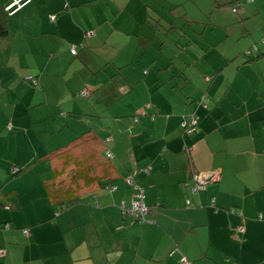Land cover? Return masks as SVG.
<instances>
[{
    "label": "crops",
    "instance_id": "1",
    "mask_svg": "<svg viewBox=\"0 0 264 264\" xmlns=\"http://www.w3.org/2000/svg\"><path fill=\"white\" fill-rule=\"evenodd\" d=\"M67 1L71 7L51 22L63 0H31L7 18L10 35L0 38V264H178L181 255L194 264H264V90L258 88L264 60L248 62L239 53L249 49L255 20L264 32V0H239L245 5L233 20L244 19L242 31L234 36L223 24L218 40L202 48L195 64L207 70L192 76L215 73L208 109L193 104L202 88H180L176 65L163 68L160 58L159 68L147 69L149 54L137 55L143 40L164 28L152 27L156 15L148 7L183 3L177 13L188 15L197 6L210 11L212 0ZM215 43L221 51L210 60L215 52L207 48ZM215 64H226L227 83ZM89 65L105 68L92 73ZM109 80L117 89L98 94L97 83ZM194 109L198 129L187 135L179 123ZM140 111L145 115L132 121ZM77 112L89 114L67 117ZM65 121L78 133L108 137L118 172L108 187L94 186L84 200L55 212L44 186L52 164L41 162L70 138L66 128L54 134ZM15 166L26 170L12 174ZM130 172L142 192L127 185ZM193 172L213 180L196 194L189 187ZM138 191L152 221L144 225L120 209Z\"/></svg>",
    "mask_w": 264,
    "mask_h": 264
},
{
    "label": "trees",
    "instance_id": "2",
    "mask_svg": "<svg viewBox=\"0 0 264 264\" xmlns=\"http://www.w3.org/2000/svg\"><path fill=\"white\" fill-rule=\"evenodd\" d=\"M254 0H246V3L253 2ZM213 5L210 8V11H203L200 10V7L197 6L196 11L200 12V15L202 18L209 17L211 18V14L213 12H218L224 7H228L230 11L235 15L239 16L241 13V10H243V6L245 5V2L239 1V0H228V1H221V0H212ZM29 3H31V0H9V2L1 6L0 5V38H4L8 35H10V32L7 27V18L10 16H13L14 14L18 13L20 10H22L25 6H27ZM11 4H14L13 7H9ZM183 3H175L171 7L170 6H164L163 4L156 3V6H150L148 9L150 10V13H155V19L154 23L152 25H162L164 28L162 30H159V28H156L153 33H151L152 37L141 43L140 53H138L139 59H141L145 52L149 54V57L151 61L147 63V69L149 67H158L160 63V58H166V61L163 68H169L170 64L176 65L175 68L177 69V74L179 78L181 79V87L180 88H193L194 90L197 88L198 90L202 88V92L198 94V98L194 100L193 104L194 107H202L204 109H208L209 103L212 101V97L210 96L209 87L211 85V80L213 77H215V73L209 77H207L204 73L201 74L199 77H197L196 80H194L193 71H201L207 70L208 64L202 63V65H196L195 63L199 62L202 54V48L205 44H207V41L204 42V37H202V40H199L196 36L193 34L188 33H182L180 32L179 35L181 37H185L186 45L180 46L181 43H177L174 40V47L172 45L171 39L168 40L170 37V34L173 31V28L175 29L176 15L178 14L177 8L183 7ZM70 3L67 0H63V9L57 12L55 15L50 16V21L54 22L55 18L57 17V14L63 13L64 11H67L70 8ZM8 8V9H7ZM184 11L188 12L186 10V7L183 8ZM213 10V11H212ZM167 11V12H166ZM212 11V12H211ZM210 12V14H209ZM164 13H168V15L165 17L163 16ZM184 15L186 13L184 12ZM151 17V16H150ZM226 17V16H224ZM176 18V20H175ZM199 18V17H198ZM152 19V20H153ZM186 22L188 23H194L195 19H188L184 16ZM234 19V18H233ZM230 20V23H224L223 21L216 23H213L212 20H210L211 24H215L214 26H218V28H222L223 24H225V27H228L230 24H235L242 22L241 20H244L243 18L240 20L234 21ZM229 22V20H227ZM203 22V21H202ZM201 22V23H202ZM215 22V21H214ZM149 26H152L151 23L148 21ZM154 25L152 27H154ZM180 25H183L181 23ZM220 25V26H219ZM193 25H189L187 28H193ZM149 29V27H148ZM147 29V30H148ZM191 30V29H190ZM183 35H182V34ZM192 33V32H191ZM142 34H140L141 36ZM150 35V36H151ZM142 39V38H141ZM259 42V44L257 42ZM252 41L249 49L241 50L239 53H241V58H246V60L249 62L251 59L253 60H264V33H262L259 40ZM165 42L168 44H171L166 47ZM154 44V45H153ZM179 44V45H178ZM81 47V46H80ZM153 47L154 50H150L149 48ZM208 49V48H207ZM248 50V51H247ZM155 51V52H154ZM171 52V56H169V53ZM71 54L77 55V48L71 49ZM95 56H91V61L95 60ZM177 60V61H176ZM219 65V64H218ZM222 66V65H221ZM95 67H91L89 65V69L92 73L96 72L97 70L103 71L105 66L104 65H98V67L94 70ZM117 68L114 65H112V71ZM143 69V68H142ZM93 70V71H92ZM212 70V69H210ZM219 70H225V72L222 73V76L225 77V83H227L228 76H226V73H230L228 68L221 67ZM218 70V71H219ZM100 73V72H98ZM111 74H113L111 72ZM108 77V76H107ZM111 77V75L109 76ZM112 80V79H111ZM221 82V81H220ZM33 85H36L35 81H32ZM106 88H112L117 89L118 82L117 81H107L105 82H98L97 86L95 87V91L99 92L102 91V89ZM229 88V87H228ZM204 89V90H203ZM230 90V89H229ZM93 91V97L97 96V93ZM106 91V90H105ZM78 95L83 96L84 98H89L90 93L86 90H81L78 92ZM98 97V96H97ZM212 103V102H211ZM92 111H94V105L91 104ZM196 109V108H195ZM192 110L193 112L190 114L188 119H181L180 126L183 129L184 133L187 135H193L197 132L198 129V123H199V115L196 113V110ZM93 115L95 113L91 112ZM144 113V114H143ZM145 111L140 112H134L130 118L134 122H138L139 119L145 115ZM89 112H84L79 115V113H72L67 114V117L70 119L76 118L75 115L83 116L87 115ZM97 115L99 118H104L102 115ZM78 116V117H79ZM81 118V117H80ZM80 118L77 120H80ZM82 119V118H81ZM78 123V122H77ZM185 123V125H183ZM65 125V126H64ZM68 123L66 121L63 123V125H60V128L55 129L54 134L55 137H58L60 135V129H67V134H70V138H68L64 143H62L60 146H55L51 152H49L48 156L46 157L47 160L50 161L52 164V178L45 181L44 186L47 194L48 202L51 206V208L57 212L66 209L70 205L77 204L84 200L85 196L89 192L87 190H91L92 187H108L111 181L115 178L117 175V169L115 168L112 160H111V152L106 146V143L109 142L108 137H104L100 134V132L92 130V129H82L78 133V129L76 127L67 126ZM57 126V125H56ZM64 126V128H63ZM67 126V127H66ZM51 133V130L49 131ZM105 153V154H104ZM26 169L23 167H13L11 169L12 174H19L21 172H24ZM136 172H130L128 175L129 183L127 182V185L131 186V188L138 190L142 192V189L140 186L136 185V182L134 180V174ZM197 175V173L193 172L191 173L192 176V183L189 184V187L191 189V193L196 194L198 190H201L202 187H204L209 183H211L213 180L210 178L206 179L202 187L199 186L196 191H192L191 186L197 185L194 184L195 180L194 177ZM200 175V174H199ZM201 178H203L201 176ZM204 180V178H203ZM111 186V185H110ZM138 191V192H139ZM125 204V207H129L130 203ZM145 204V202H144ZM147 207V212L144 214L142 219H137L134 216H131L129 214H125L126 216L130 217L133 220V223H138L141 225L147 224L152 222L150 218H148V212L149 207L145 204ZM121 208V207H120ZM123 213V212H122ZM124 214V213H123ZM236 230L239 232H242L244 230V227L241 223H239L236 226ZM184 255H181L178 261V264L180 263L181 257ZM191 264H194L189 258L184 256Z\"/></svg>",
    "mask_w": 264,
    "mask_h": 264
},
{
    "label": "rangeland",
    "instance_id": "3",
    "mask_svg": "<svg viewBox=\"0 0 264 264\" xmlns=\"http://www.w3.org/2000/svg\"><path fill=\"white\" fill-rule=\"evenodd\" d=\"M206 3V2H205ZM229 8L226 6V7H224V9H222V10H220V11H216V12H213L212 14H211V18H209V17H205V18H202V16L200 15V12L199 11H194L193 13H190V14H188V15H184V13L183 14H177L176 15V17H177V20H176V18H175V20H176V25H175V29L173 28V31H172V33L170 34V38L168 39V40H170L171 39V42H172V45H173V47L175 46L174 45V40L178 43H181V45L180 46H183V45H186V40L183 38V37H181L180 35H179V33L180 32H182V33H189L190 32V34H194L195 36H196V33H199V35L197 34V38H199V40H202V37H204V42H206L207 41V43L208 44H210L211 42H213V41H217L218 40V35L220 34L221 35V32L222 31H217V30H219L218 29V26H214L215 24H211V22H210V20H212L213 21V23H216L217 21H218V23L219 22H221V21H223L224 23H230V20L232 21V19L233 18H235V16H237V15H231V14H229L228 15V13H229ZM264 11V10H263ZM210 14V13H209ZM221 15H225L226 17H223V18H221L220 16ZM184 16L186 17V18H188V19H195L194 20V23H188V22H186V20L185 19H182V18H184ZM199 17V18H198ZM258 18H260V19H262L260 16L258 17ZM260 19H258V22H259V20ZM227 20H229V22L227 21ZM203 21V22H202ZM215 21V22H214ZM202 22V23H201ZM257 21L255 20L254 21V23H253V35H252V37H250V40H252V41H256V40H259L260 39V37H261V35H262V33H264V32H257V29H256V23ZM181 23H183V25H180ZM193 25L194 27L193 28H187L189 25ZM220 26V25H219ZM244 28V25L243 24H239V23H235V24H230V25H228V32H235V30H237L238 32L239 31H242V29ZM191 29V30H190ZM217 29V30H216ZM192 32V33H191ZM181 33V34H182ZM183 35V34H182ZM226 35H228V33H226ZM234 36H235V33L233 34ZM248 38V36L247 37H245V38H243V39H241L242 41H244L245 39H247ZM257 42V41H256ZM258 44H259V42H257ZM179 45V44H178ZM218 45V43H215V44H213V47H214V49H213V47H208V49H207V52H208V54L210 55L212 52H215V53H213V55L211 56V57H209V59L210 60H215V56H216V54L218 53V52H220L221 50L220 49H218L216 46ZM205 46H207L206 44H205ZM216 47V48H215ZM213 50V51H212ZM208 55V56H209ZM242 59H244V60H246V58H243L242 57ZM244 60H242V62L244 61ZM247 62V61H246ZM225 65L226 64H224V65H218L217 66V64H215V66H214V68H221V67H225ZM256 65V64H255ZM262 74V73H261ZM260 74V75H261ZM263 75V74H262ZM263 77H264V75H263ZM258 88L259 89H262V91L264 90V83H263V81L261 82V83H259V86H258ZM50 163V161L49 160H44V161H42L41 162V164H45L46 166H47V168H50L49 167V165H47V164H49ZM40 163V162H39ZM48 171H49V169H48ZM33 172H28V173H26L27 174V176H29V175H31ZM38 173V172H37ZM45 173H47V172H39V175H44ZM121 209V211L124 213V214H127L122 208H120ZM27 231H29V230H27Z\"/></svg>",
    "mask_w": 264,
    "mask_h": 264
},
{
    "label": "built area",
    "instance_id": "4",
    "mask_svg": "<svg viewBox=\"0 0 264 264\" xmlns=\"http://www.w3.org/2000/svg\"><path fill=\"white\" fill-rule=\"evenodd\" d=\"M14 4H11L9 7H13ZM7 8V9H8ZM185 125V123L183 124ZM204 178V180H203ZM201 178V175L197 174L194 177L195 183L197 185H192V191H196V189L200 187H202V185L204 184V182L206 181V179L210 178V176L207 177H203ZM129 179H127V182ZM202 189H204V187H202ZM144 195L141 192H138L133 199L130 201V206L129 207H125L124 203H121L120 207L129 215L136 217L137 219H142L144 214H146L147 212V207L145 206L144 202ZM187 204H189V201H187ZM180 263L181 264H191L184 256L181 257L180 259Z\"/></svg>",
    "mask_w": 264,
    "mask_h": 264
}]
</instances>
